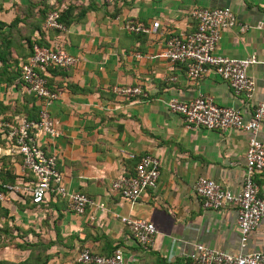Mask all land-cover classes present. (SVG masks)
Here are the masks:
<instances>
[{"label": "crops", "instance_id": "0c3cea01", "mask_svg": "<svg viewBox=\"0 0 264 264\" xmlns=\"http://www.w3.org/2000/svg\"><path fill=\"white\" fill-rule=\"evenodd\" d=\"M61 5L67 21L62 43L78 61L67 69L45 70L47 86L58 92L47 107L58 135L35 133V138L55 156L65 187L84 193L95 205L77 215L61 199L37 205L27 196L6 195L0 202V264H77L83 247L97 254L119 250L121 264H187L196 243L238 250L235 207L203 208L192 184L206 177L239 191L248 135L234 129H187L165 102L204 93L215 104L238 108L245 120L250 117L255 102L264 99V0H0V120L36 117L42 102L19 80L17 65L28 56L31 42L55 37L56 31L43 30L42 21L46 11ZM216 6L229 7L246 25L222 31L215 53L255 55L256 63L247 69L254 79L250 99L234 95L211 72L188 79L181 64L159 56L167 35L193 29L191 8ZM127 20L143 23L148 32H127ZM135 83L147 97L110 91L113 85ZM257 139L264 144V120ZM144 153L159 161L156 185L132 202L121 199L109 189L110 182L130 174ZM2 167L20 174L19 158L8 154L0 131ZM253 179L264 196V172ZM117 215L150 221L155 228L150 247L142 248ZM243 251L264 252V216Z\"/></svg>", "mask_w": 264, "mask_h": 264}, {"label": "built area", "instance_id": "2783aa9c", "mask_svg": "<svg viewBox=\"0 0 264 264\" xmlns=\"http://www.w3.org/2000/svg\"><path fill=\"white\" fill-rule=\"evenodd\" d=\"M64 6L46 11L42 28L44 31L57 32L51 41L39 44L31 43L28 56L17 65L18 77L27 90L42 104L36 119L23 114L13 115L0 120L8 154L18 156L20 174L13 182L0 180V202L6 195L27 196L31 203L41 204L50 199L65 201L69 210L77 215L85 213L88 206L94 204L84 193L68 190L62 174L56 168V158L46 153L35 138V133L56 137L58 129L55 120L49 115L48 105L58 97V92L47 86L44 72L47 68L67 69L74 66L78 58L68 53L62 43L60 33L66 31L60 15ZM193 20V29L184 33H170L164 41L159 56L183 66L188 79H198L211 72L225 81L236 96L250 99L254 91V79L247 74L249 66L256 63L253 54L241 58H230L215 53V46L224 30L238 25L234 13L227 6L193 7L189 11ZM259 27V25H257ZM124 30L130 33H147L148 28L139 21L127 20ZM174 80V77H170ZM264 81V76L262 77ZM111 93L125 98H145L146 91L139 84H118L110 87ZM167 109L180 116L187 129L226 130L234 129L247 133L245 164L241 188L237 192L225 188L218 182L197 177L192 189L203 208L218 210L228 205L235 207V224L239 235L238 250L229 252L223 249L194 244L186 255L187 264H264V252L243 251L250 232L264 216V196L258 194L253 175L264 172V144L257 139L260 123L264 120V99L255 102L251 115L244 119L241 111L233 106L215 104L209 95L198 93L189 100L170 98L165 102ZM127 157L134 158L129 153ZM158 159L149 153L138 156L130 174H121L110 182V190L121 199L136 200L144 190L154 188L158 178ZM95 205V204H94ZM101 203L96 204L100 208ZM119 222L129 231L130 236L144 249L152 244L154 225L142 217L117 215ZM77 264H121L119 250L109 254L92 253L86 247L78 250Z\"/></svg>", "mask_w": 264, "mask_h": 264}, {"label": "trees", "instance_id": "16d2710c", "mask_svg": "<svg viewBox=\"0 0 264 264\" xmlns=\"http://www.w3.org/2000/svg\"><path fill=\"white\" fill-rule=\"evenodd\" d=\"M68 11V10H67ZM64 17V14L61 13L60 15V20L61 22L66 26V23L67 21L63 18ZM32 43V42H31ZM31 43H30V46H31ZM29 50H30V47H29ZM33 95V94H32ZM34 96V95H33ZM35 97V96H34ZM36 98V97H35ZM20 115V114H19ZM24 115V114H23ZM26 116V115H25ZM27 117V116H26ZM28 118V117H27ZM37 118V115L36 117L34 118H29V119H36ZM15 179V175H10L9 172L7 171V169H4L3 170V167L0 168V180L1 181H7V182H13ZM111 253V252H110ZM106 254H109V253H106Z\"/></svg>", "mask_w": 264, "mask_h": 264}]
</instances>
